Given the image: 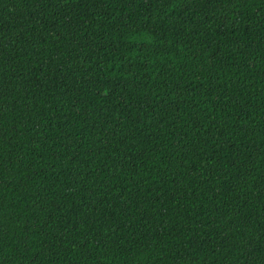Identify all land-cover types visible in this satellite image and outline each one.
Masks as SVG:
<instances>
[{
	"label": "trees",
	"instance_id": "16d2710c",
	"mask_svg": "<svg viewBox=\"0 0 264 264\" xmlns=\"http://www.w3.org/2000/svg\"><path fill=\"white\" fill-rule=\"evenodd\" d=\"M0 264H264V0H0Z\"/></svg>",
	"mask_w": 264,
	"mask_h": 264
}]
</instances>
